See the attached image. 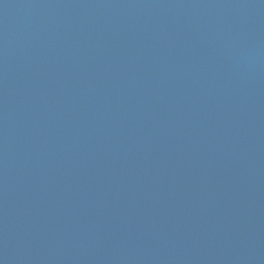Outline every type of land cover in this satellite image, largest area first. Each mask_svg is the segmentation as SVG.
I'll list each match as a JSON object with an SVG mask.
<instances>
[{"label": "water", "instance_id": "water-1", "mask_svg": "<svg viewBox=\"0 0 264 264\" xmlns=\"http://www.w3.org/2000/svg\"><path fill=\"white\" fill-rule=\"evenodd\" d=\"M0 264H264V0H0Z\"/></svg>", "mask_w": 264, "mask_h": 264}]
</instances>
